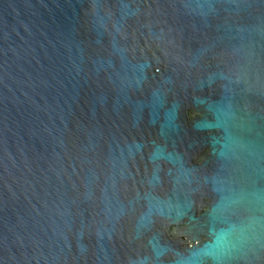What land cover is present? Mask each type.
Returning <instances> with one entry per match:
<instances>
[{"label":"water","instance_id":"1","mask_svg":"<svg viewBox=\"0 0 264 264\" xmlns=\"http://www.w3.org/2000/svg\"><path fill=\"white\" fill-rule=\"evenodd\" d=\"M0 264H264V0H0Z\"/></svg>","mask_w":264,"mask_h":264}]
</instances>
